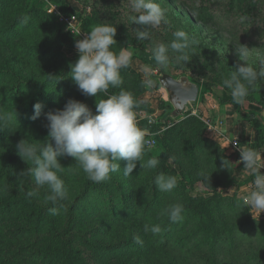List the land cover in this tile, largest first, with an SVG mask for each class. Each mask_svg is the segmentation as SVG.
<instances>
[{
    "label": "rangeland",
    "instance_id": "374dc122",
    "mask_svg": "<svg viewBox=\"0 0 264 264\" xmlns=\"http://www.w3.org/2000/svg\"><path fill=\"white\" fill-rule=\"evenodd\" d=\"M0 2H4V6L0 4V71L10 68L27 83L41 82L48 76L63 74L65 69L71 70L70 65L79 58L76 40L86 38L87 32L101 23L117 27V31L134 48V53L143 54L144 58L151 57L154 43H170L173 32L178 29L194 36L199 43L190 50V61L185 65L172 64L166 71L176 78L183 75L190 77L205 93H200L196 104L189 105L184 116L162 123L156 133L152 132L153 124H150L149 118L161 117L172 109L166 92L156 79L159 70L154 72V86L149 89L142 86L144 75L141 68L154 64L138 59V63L133 65L132 59L129 66L122 69L121 88L145 101L138 110V125L145 130V138L155 142L146 153L144 162L157 158L160 164L155 169L144 170L142 162L138 161L131 176L126 177L123 175L126 161H119L121 170L102 182L100 190L89 194L87 200L81 203L78 215L85 223L83 230L102 226V218L109 217L115 222L119 218L112 228V232L118 229L114 235L119 237L123 232L119 222L129 216V208H133L137 216L151 214L147 224L149 227L159 225L161 232H148L150 238L160 239L162 233H169L170 237H174L173 249L178 250L160 254L159 260H163V264H264V226L251 222L246 208L234 204L228 191L232 170L240 164L236 155L238 152L228 155L206 136L210 130L217 128L215 112L220 111L222 106L234 107L235 119L244 120L247 115V118L250 116L248 119L258 121V111L264 113V80L256 84L242 105L233 100L230 90L222 83L237 65L246 66L236 52L241 45L250 50L248 62L257 68L262 66L264 0H156L167 10L169 24L162 25L160 30L153 29L151 38L145 40L136 37L135 31L145 28L132 24V13L125 5L127 0H61L57 4L55 0H33L37 12L28 25L21 23V4L16 5L11 0ZM71 12L74 15H69ZM47 41L53 42V47L46 46L49 44ZM120 48H126L123 41H117L113 46L117 53ZM30 89L23 86V91ZM120 90L110 87L108 94ZM45 91L48 92V99L56 96L58 91H64L63 101L57 103L58 110H63L68 100L75 99L87 105L93 114H96L97 100L107 98L105 94H98L97 97L82 94L71 79V72L63 80L49 85ZM36 93L39 90L23 97L24 102L30 101ZM151 105L158 107L159 112ZM18 115L24 116L19 108L16 117ZM189 115L191 118L188 120ZM28 117L30 115H25V118ZM192 118L195 120H190ZM248 119L245 121L249 122ZM47 124L45 117L36 121L40 136L49 132ZM37 142L39 144L40 141ZM170 156L175 159L169 160ZM225 159L232 162L229 169L223 166ZM17 163L23 169L27 165L21 158L17 159ZM76 163L65 166L67 163L60 161L65 168L60 175L64 176L70 167L75 173L82 171ZM168 164L172 167L170 172ZM200 171H204L208 179L199 177L197 173ZM160 172L178 176V184L173 191L162 193L156 189L154 181ZM150 202L154 207L148 205ZM174 203L184 205L183 220L177 223H172L167 215H161ZM131 230L139 237L136 227Z\"/></svg>",
    "mask_w": 264,
    "mask_h": 264
},
{
    "label": "clouds",
    "instance_id": "9594fccd",
    "mask_svg": "<svg viewBox=\"0 0 264 264\" xmlns=\"http://www.w3.org/2000/svg\"><path fill=\"white\" fill-rule=\"evenodd\" d=\"M125 5L132 13V24L145 28L143 31H135L139 40L151 38L153 29L160 30L162 25L169 24L167 10L156 0H127ZM116 35L117 27L111 23H101L87 32L86 38L75 42L79 58L76 63L70 65L71 79L86 96H107L106 99L97 100L96 114L84 103L70 99L63 110L45 114L49 131L46 142L36 144L21 140L16 145L20 158L28 165L30 162L34 165L20 174L23 179L31 177L34 180L35 187L27 192V196H38L39 190L46 187L47 194L42 202L59 206L49 209L53 216L59 215L60 208L63 207L61 202L68 198V188L60 175L65 170L58 159L61 155L73 157L77 168L82 169L87 179L94 183L105 182L111 178L112 173L120 171L121 160L126 161L123 169V175L126 177L131 176L138 161L142 162L144 170L155 169L160 164L157 158H149L144 162L152 142L145 138V130L139 127L137 114L145 101L135 98L132 92L121 88V71L129 66L132 53L126 48H120L118 53L113 49L117 44ZM198 43L194 36L182 29L173 32V40L170 43H154L151 57L155 66H142V86L149 89L154 86L152 76L157 70L166 71L172 64L185 65V62L190 61V50ZM236 52L240 60L246 62V66L237 65L231 76L225 78L222 83L230 90L233 100L242 105L256 84L264 80V61L261 62L262 66L257 68L248 62L250 50L247 47L241 45L239 49L236 48ZM110 87L121 90L109 95ZM42 110L43 105L36 103L31 119H39ZM11 119V114L0 113V123L6 124ZM240 152L243 170L254 177L252 190L243 197L244 206H249L251 211L264 213V173L261 171L264 169V163L261 162V153L251 147L241 148ZM168 159L174 160L175 157L170 156ZM230 164L228 160H223L225 168L229 169ZM197 175L208 179L204 171L198 172ZM154 183L158 191L168 193L177 187L178 176L160 172ZM183 212L184 205L174 203L161 215H167L172 223H177L183 220ZM149 231L158 234L161 228L159 225H145L144 232ZM136 242L142 243L139 238Z\"/></svg>",
    "mask_w": 264,
    "mask_h": 264
},
{
    "label": "trees",
    "instance_id": "16d2710c",
    "mask_svg": "<svg viewBox=\"0 0 264 264\" xmlns=\"http://www.w3.org/2000/svg\"><path fill=\"white\" fill-rule=\"evenodd\" d=\"M60 1L55 0V3ZM11 2L16 5L21 4L23 11L21 23L30 24L32 15L37 12L32 3L33 0H11ZM3 3L0 2L1 6H4ZM62 3L64 5V1ZM25 8L26 11H24ZM71 14L74 15L73 12L69 13V15ZM8 39L13 40V38ZM115 39L123 41L126 49L132 52L131 60L140 59L147 62L143 54L134 53V48L118 31ZM47 42L49 44L46 46L53 47V42ZM67 61L71 62L68 59ZM64 71L63 74L48 76L41 82L28 83L22 81L10 68L0 71V113L12 116L10 122L0 123V264H163V260H159L160 254L166 255L178 250L173 249L174 237H170L169 233H162L160 239H152L150 233L144 232V226L148 225V218L151 214L137 216L135 210L129 208V216L119 222L121 223L119 227H123V232L119 237L114 235L118 229L112 232L115 221L109 217L102 218V226L95 225L83 230L85 223L78 215L80 205L87 200L90 193L103 187L102 183H94L84 177L83 171L75 173L72 168H67L65 175L61 176L68 188V198L61 202L63 207L60 208L59 215L53 216L49 213L50 208L59 207L58 205L50 203L46 205L42 202L47 194L46 187L39 190L38 196L31 198L27 196V192L35 187L34 180L31 177L23 179L20 174L34 165L31 162L29 165L26 163L27 165L23 169L17 163L20 156L17 154L16 145L21 140H28L36 144L37 140L40 143L45 139L48 140L49 132L40 136L35 125L38 119L33 121L31 117L34 115L36 103L43 105L40 118H44L48 112L55 113L58 110L57 103L60 100L63 101L64 91H58L56 96L48 99L46 97L48 92L45 89L49 85L63 80L71 72L70 69ZM23 86H29L31 89L23 91ZM34 90H39L40 94L36 93V96L30 101L24 102L23 99L33 95ZM57 90L59 89L57 88ZM202 92L205 93L200 89V93ZM45 100L47 102L44 103ZM17 108L21 113H24L23 117L20 115L16 117ZM25 115H30V117L25 118ZM164 115L154 119L152 132L156 133L162 126ZM248 118L246 115L245 119ZM190 120H195V118ZM248 120L257 131V139L247 148L251 147L259 152H264V125L255 120ZM203 131L202 129V133ZM41 138L43 140H40ZM213 143L215 144V142ZM219 148L221 147L219 146ZM58 159L59 162L67 163L65 166H70L71 162L76 161L66 154L61 155ZM167 167L170 172L172 167L169 164ZM237 168L238 165L234 170ZM21 179L23 180L20 183ZM232 182L231 177L228 186ZM219 187L221 186L219 185ZM231 200L237 202L234 204L244 206L241 201ZM152 204L153 202H150L148 205L154 207ZM244 207L251 222L264 226L263 222H259L251 216L247 206ZM114 210L116 209L114 208ZM81 214L83 215L84 212ZM132 227L138 229L139 237L131 230ZM137 238L144 243H137Z\"/></svg>",
    "mask_w": 264,
    "mask_h": 264
},
{
    "label": "crops",
    "instance_id": "0c3cea01",
    "mask_svg": "<svg viewBox=\"0 0 264 264\" xmlns=\"http://www.w3.org/2000/svg\"><path fill=\"white\" fill-rule=\"evenodd\" d=\"M137 63L138 59L132 60L133 65ZM159 94L162 97V93ZM151 108H157L156 111L159 112L158 107L151 105ZM233 108L232 106H222L220 107V111L215 112L218 126L216 129L210 130L206 136L223 148L228 155H232L237 151L238 153H236V155L239 159L238 162H240L241 159L238 156L241 153L240 149H246L248 145L255 142L257 139V131L250 122L245 121V119H235L236 111ZM190 116L191 115H189L188 118ZM204 116L207 117L206 114ZM256 117L258 121L264 125V113L258 111ZM234 140H236V146L232 143ZM243 169L244 164L240 162L238 168L233 170L231 175L233 182L229 186L228 191L231 194V199L244 203L243 197L252 190L251 185L254 177L251 173ZM247 208L255 220L264 223V213L260 214L256 210L251 211L249 206H247Z\"/></svg>",
    "mask_w": 264,
    "mask_h": 264
},
{
    "label": "water",
    "instance_id": "95a60500",
    "mask_svg": "<svg viewBox=\"0 0 264 264\" xmlns=\"http://www.w3.org/2000/svg\"><path fill=\"white\" fill-rule=\"evenodd\" d=\"M145 60L155 65L152 57L146 56ZM159 72L160 74L156 76V79L160 87L166 92L168 102L172 107L162 119V123H167L184 116L189 105L198 102L200 85L186 75L176 78L165 70H159Z\"/></svg>",
    "mask_w": 264,
    "mask_h": 264
},
{
    "label": "built area",
    "instance_id": "2783aa9c",
    "mask_svg": "<svg viewBox=\"0 0 264 264\" xmlns=\"http://www.w3.org/2000/svg\"><path fill=\"white\" fill-rule=\"evenodd\" d=\"M65 20H66V22H69V19H65ZM149 119H150V124H154L155 123L154 119H152V118H149ZM168 122L170 123V121H168ZM150 142H152L151 146L154 145V143H155L152 140ZM260 153H261V162L264 163V152H260ZM240 157H241V153H240ZM241 160H242V157H241ZM262 173H264V169H262Z\"/></svg>",
    "mask_w": 264,
    "mask_h": 264
}]
</instances>
